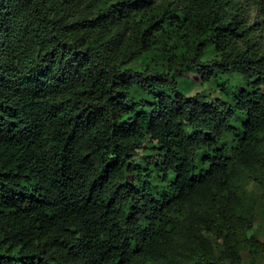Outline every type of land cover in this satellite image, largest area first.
<instances>
[{
	"label": "trees",
	"instance_id": "16d2710c",
	"mask_svg": "<svg viewBox=\"0 0 264 264\" xmlns=\"http://www.w3.org/2000/svg\"><path fill=\"white\" fill-rule=\"evenodd\" d=\"M249 182L264 0H0V264H255Z\"/></svg>",
	"mask_w": 264,
	"mask_h": 264
},
{
	"label": "rangeland",
	"instance_id": "374dc122",
	"mask_svg": "<svg viewBox=\"0 0 264 264\" xmlns=\"http://www.w3.org/2000/svg\"><path fill=\"white\" fill-rule=\"evenodd\" d=\"M179 75L183 76L178 77L179 88L181 91L188 92V95L191 96L201 91H207L210 96H215L214 91L208 90L207 85L200 83V76L198 71L195 69L189 68ZM236 82L237 78L235 80V83ZM155 153L153 145L144 143L139 152L140 156L135 161L139 162L141 165H146L147 163L156 161ZM246 190L248 199L254 204V208L256 210V220L253 225L252 233L258 241L264 243V188L257 183L249 182L246 186ZM205 235L211 240L215 239L214 234ZM239 249L242 259L246 262V264H248L249 257L247 256L246 246L242 243L239 246ZM255 264H264V255L258 256L255 260Z\"/></svg>",
	"mask_w": 264,
	"mask_h": 264
}]
</instances>
